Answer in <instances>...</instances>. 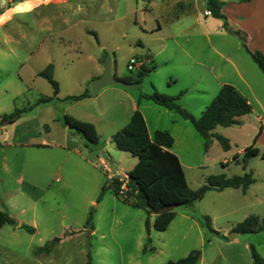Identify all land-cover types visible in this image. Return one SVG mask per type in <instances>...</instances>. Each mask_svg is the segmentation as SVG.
<instances>
[{
    "label": "rangeland",
    "instance_id": "obj_1",
    "mask_svg": "<svg viewBox=\"0 0 264 264\" xmlns=\"http://www.w3.org/2000/svg\"><path fill=\"white\" fill-rule=\"evenodd\" d=\"M135 2L136 0H0V114L6 116L5 114L12 113L10 118H1H16L33 109L37 113L36 120H27L19 125L17 138L26 140L34 135L30 132L34 122L45 120L49 127L53 125L51 116L44 110L48 106L41 104L43 106L36 108L33 105L35 92L44 97L51 87L43 78H36L35 81L31 78V71L37 65V57L34 55L38 51L57 58L66 51V55H70V69L76 78L67 79V82L62 80L64 92L69 90L77 94L80 85L74 82H81V76L92 70L95 58L103 56L104 59L111 58L113 68L120 76L135 77L133 75L136 70L127 68L133 52L128 47V42L141 30L140 24L149 28L157 26L158 22L164 23L158 13L161 7L160 10L156 9L158 15L155 16V11H148L146 0L137 1V9L132 11L131 6ZM9 4H14L13 10L5 12ZM204 7L200 6L199 10L202 12ZM192 15L194 8L190 15L184 16L179 24L177 22V32L182 31ZM212 16L201 15L200 21L193 22L190 28V46L185 37L180 36L181 32L178 33V41L191 48L195 60L191 63L186 61V64L194 68L191 76H185V60L178 57L179 63L173 61L161 65L155 75L142 77L140 84L149 93L155 90L179 96L183 91L177 103L195 117L200 115L217 94L223 78L231 82L237 81L234 69L240 66L246 80L253 85L254 93L264 102L263 72L247 55L236 35L229 31L218 32L221 19ZM87 29L93 31L96 37L92 32H87ZM166 31L165 27L162 32L153 35L151 40L155 41L156 37H161ZM246 40L251 50H261L256 37L246 36ZM102 44H106V49L100 48ZM116 45L119 46L114 49L113 55L110 48H115ZM79 50L82 52L77 60L73 53ZM102 63L103 61L101 65ZM249 64L253 67L252 70H245ZM170 72L177 78V82L172 80L168 85ZM65 74L64 67L59 64L56 76L62 79ZM258 75L262 80H258ZM65 84L68 86L65 87ZM109 87L105 86L93 94L92 108L102 109L107 103V114L114 117L116 112L110 107ZM240 88L243 92L248 91L244 86ZM249 98L255 106L254 99ZM17 110L20 112L16 113ZM162 121L171 126L165 117ZM164 122L160 124L163 125ZM258 124L260 123L252 112L242 127L216 126L213 133L221 134L228 140L227 134L234 138L232 145L229 141L231 149L228 150H224L213 135L206 148L205 138L191 124L188 134L180 131V128L178 132L173 129V150L182 160L190 188H198L206 182L208 176L219 173L231 176L248 171L252 172L256 181L246 193L227 187L223 188L225 190L209 189L192 205L176 206V218L163 231L150 227L147 232L144 225L147 212L126 204L122 196L113 192V184L106 174L128 172L131 156L117 149L112 142L103 147L107 143V136L113 132L110 126L100 125L99 144L91 146V153L89 148L85 150L92 154L91 160L94 161L95 168L84 162L83 166L86 168L73 167L68 173L64 167L60 170L56 168L58 160L55 158L48 165L41 166L40 162L41 167L35 168L34 174V169L31 168L33 163L27 157L26 167L23 168L24 177L27 181L29 176L36 178L35 186L14 181L16 174L21 171L18 161L22 157L10 153L8 148L1 150V155L2 152L7 153L9 158L6 161L9 162V172L7 175L3 174L0 161V207L15 217L17 224L5 223L0 228V264H86L88 255L91 264H164L168 260L187 255L192 249L201 250L197 264H252V248L264 256V230L249 233L236 231V236H230L235 232L233 228L236 224L247 215L264 217V157L252 156L243 166L242 155L236 154L239 147L253 143ZM174 127L178 126L174 125L172 128ZM43 132L44 129L41 134ZM255 146L263 151L261 145ZM234 155H237L241 163L234 160ZM102 186L105 189L98 198ZM184 212L189 213L196 222L179 216ZM90 215L91 221L87 222ZM204 215L209 216L214 229L225 233L224 237L218 238L217 234L207 228L203 222ZM150 220L152 221V216ZM21 224L35 229L30 232ZM91 228H94L93 232ZM54 237L59 240L51 242ZM147 238H150V243H147ZM146 243L147 247L153 246L155 249L144 251ZM45 245L50 246L38 251Z\"/></svg>",
    "mask_w": 264,
    "mask_h": 264
},
{
    "label": "crops",
    "instance_id": "obj_2",
    "mask_svg": "<svg viewBox=\"0 0 264 264\" xmlns=\"http://www.w3.org/2000/svg\"><path fill=\"white\" fill-rule=\"evenodd\" d=\"M137 1L139 0H136L135 2L136 5L135 3L134 4L132 3V6H131L132 11L137 9V4H138ZM146 1H147L146 7L148 8V11L149 12L155 11V16L158 15L156 13V9L161 7V10L160 8L158 9L160 10L158 13H160L161 18L163 19L164 23H162L161 21L157 23V26L149 27V28H145L139 23L141 30L133 38H131V40L128 42V47H131L133 50L132 56L141 58L144 62V66L149 68L148 72L143 77L145 76L149 77L152 74L155 75L159 71L161 65H167L168 63H172L173 61H176L179 63L178 57H180L182 61L185 60V66H186L184 70L185 76H191V74L194 71V68H192L190 64H186V61H188L189 63L195 62L193 55L191 53V48L188 47L190 46L189 45L190 36L192 33L190 31V28L192 27V24L200 21L199 19L201 15H204L205 17H208L211 15V12L207 8L206 0H146ZM221 1H222V6H221L220 11L224 15V19L220 17H216L218 19H221L220 28L218 32L220 33L225 32V31L230 32L229 29L224 28L223 22L224 20H226L227 25L230 29L238 30L241 33V35H243V37L245 38L246 44H247L246 36L248 38L256 37V39L260 43V46L258 48L261 49L263 52L261 50L259 51H261L264 54V0H221ZM13 6L14 4L7 5L5 12H7V10L9 9L10 11H12ZM200 6H205L202 12L199 10ZM176 7H177V10H174ZM193 8H194V15L188 18V21H186L187 25L183 26V28L181 29L182 31H180L181 33L177 32L176 30L177 22L179 24V21L184 16H186L187 14L190 15L191 10ZM0 9H1V5H0ZM205 10H208L209 13L205 14L204 12ZM1 13L2 12H0V18L2 15ZM0 24H1V21H0ZM165 27L167 28L166 33L162 34L161 37H156L155 41H152L151 37L155 34H159V32H162ZM87 32H92V34L94 35V32L91 30L89 31L87 29ZM178 33H180V36L182 38L185 37V40H186V43H188L187 44L188 46H184L182 43L178 41V36H179ZM206 33L208 34V31ZM231 33L236 35L239 38L240 44H241L240 37L233 32ZM94 37L96 36L94 35ZM76 46L80 49L78 45ZM118 46L119 45H116L114 46L115 48L113 47L110 48L113 55L115 53L114 49H117ZM106 47H107L106 44L100 45L101 49H106ZM81 52L82 50H79V52L73 53L75 54L74 57H76L77 60L80 59ZM66 53L67 51L65 53H62V55H60V58L52 56L49 53L48 54L40 53V51H38L34 55L37 57L35 58L37 65L31 71L32 80L35 81L36 78L45 79L44 77L38 75V72L42 70L49 63H51L53 66L54 79L58 80L57 83H58L59 89L56 94H54L52 86L45 92L46 94L44 97H52L50 100L41 101V99L44 97L39 96L40 95L39 92H35L36 94L34 95L35 99L33 102L34 103L33 105L36 106V108H40L41 106H43L41 104H45L46 106H48V107H45L44 110L46 113H48L51 116L50 121H52L53 125L49 127V125L45 122V120L42 122H34L32 124L33 127L30 128V132H32L34 135H32L29 139H26V140L17 138L16 135H17L18 127L22 122H25L27 120H36L37 113L34 112V109L31 110L30 112H26V113L23 112V114L18 116L15 119V121L11 123L0 124V161H2V168L4 170V173H3L4 175H7V173L9 172L8 171L9 162H6L7 160H9V158L7 156V153L2 152L3 154L1 155V150L4 151V149L6 148L10 150L9 151L10 153H14L15 155L18 154L19 156L22 157V159L19 158V161H18L21 171H19L18 174H16L15 179H14V181L19 184L27 183L30 186L31 185L35 186L34 184H35L36 178H31L29 176V180L27 181L25 180V177H24V169H25L24 167H26L25 159L27 157H29V159L31 160V163H33L31 168L34 169L33 170L34 174L36 173L35 168H38L40 166V162L42 163L41 166H44L45 164L48 165V164L53 163L55 158H57L58 160L56 168L60 170V168L64 167L65 170H68V173L70 172L69 169L70 168L72 169L73 167L74 168L80 167L82 169L86 168L83 166L84 162L90 165L91 167L95 168V164L93 163L94 161L91 160L92 154L86 153L85 151L87 148H89V151L91 153L92 152L90 149L91 147H88L85 144L84 140L80 137L79 134L72 132L69 129V127L66 124H64L62 116L65 113H67L77 119L89 121L95 125L97 133L99 132L100 125L103 124V126L104 125L110 126L112 128L111 131L113 132H111V134L107 136V140H106L107 143L103 146V147H106L108 146L109 143L112 142L111 141L112 134L115 133L120 128H122L129 121L130 116L135 109H138L143 115V118L147 126V130L150 136H152L153 132L158 129L166 130L171 134V136L173 137V144L170 147V150L173 151L178 156L181 162V165H182V160L179 154L173 150V145L175 142L174 130H177L178 132V128H180V131L186 132L187 134L190 133V130H191L190 126L192 125V123L189 120L180 116L179 113H177L174 109L166 108L162 105H159L153 102L150 99L141 97L140 96L141 93H149V91L146 90L144 86L140 85L141 81L138 84H134V86L130 88L118 86V85H108L110 87L107 90H109L108 92L111 94L110 107L114 109V111L116 112V115L114 117H109V115L107 114V108L109 107L107 106V103L104 104L102 109L92 108V102L94 101L92 100L93 94L91 93L90 88L87 86L89 85V80L91 78L97 77L101 75V73L103 72V67L101 65V62L103 61L104 56L103 58L101 57L95 58V63L93 65L92 70L84 73L81 76L83 77L81 82L79 83L74 82L80 85V90L78 91L77 94L83 92L86 88H88L89 94L77 100L66 99L65 98L66 96L72 95L73 93H71V91L69 90L68 92H64V90H62V84H61L62 80L66 81L67 79L73 80L76 78L74 77V72L71 71L70 69L69 63L70 61H72L70 59V55H66ZM247 55L250 56L249 53H247ZM110 61H111V68H112L113 73L117 77H125V76H120L117 70L113 68L111 58H110ZM59 64L60 65L62 64L65 70V73H66L65 75H62V79L56 76V70ZM180 65L182 66V64ZM248 66L249 67L245 68V70L248 69L249 71L250 68L252 70L253 67L250 66V64ZM212 69H214L213 65H212ZM234 71H235V76H236L235 78L237 79L238 84L236 83L237 81L231 82L230 80L223 78L222 82H220L221 84L219 85L221 87L223 83L232 84L251 104V112L244 114L242 116H239L238 119L240 120V123L234 124L231 126H239V127L241 126L242 127L244 125V122L248 119V116L252 112H254L255 119L258 120V123H260L258 124L259 125L258 129L261 127V130L254 142V145H261L264 151V102H262L259 96L254 93L253 85H251L246 80V77L244 76L243 68L241 66L236 67ZM221 73L222 72H220V75ZM169 75H170V81L168 82V85L171 84L172 80L173 82H177V78H175L173 73ZM257 78L260 81L262 77L258 75ZM39 80H42V79H39ZM64 86L67 87L68 85L65 84ZM241 86L246 87L248 91L246 90L247 92H243V90H241L240 88ZM246 93H250V94H246ZM180 95H183V91L180 93ZM180 95L178 96L177 101L179 100ZM249 97H252L254 99V102L256 103L255 106ZM30 109L32 108L30 107ZM172 111L176 112L178 115H175V113H172ZM5 115L6 116H1L0 114V118L1 117H6V118L12 117L11 112ZM164 117L165 119L170 121L171 126H169L170 124H167L166 122L162 121L164 120ZM162 122H164L163 125L160 124ZM174 125H177L178 127L172 128ZM42 129H44L45 132L41 134ZM227 137L229 138V141L231 142V145H232L233 141H235L234 138H232L231 136H228V134H227ZM32 139H37V140H32ZM99 140H100V137H99ZM244 147L245 146L239 147L236 154L242 155ZM256 147L259 149V153L257 155H261L263 151H261V148H259L258 146ZM129 156H131L130 157L131 159H129L130 166L128 168V171L131 170L134 164L136 163V157L132 156L131 154ZM235 161L237 163H241V162L243 163V161L239 162V158H237ZM245 163H243V166ZM183 170H184V167H183ZM112 171H115V170H112ZM120 173H128V172L115 171L114 174L107 172L106 175L110 178L109 182H112V178H116L114 177L115 174H120ZM28 175H29V172H28ZM250 186L251 184L247 187L245 191H242L240 187H237V188L227 187V188H233V189H238V190L240 189L241 193H246ZM175 216L170 221V223L176 218ZM179 216H182L185 219H190L196 222L195 219L191 217L189 213L187 212L181 213L179 214ZM93 231H94V228H91V232ZM217 231L220 232V234L217 235L218 238H220L221 236L222 237L225 236V233L221 232L222 230L217 229Z\"/></svg>",
    "mask_w": 264,
    "mask_h": 264
},
{
    "label": "trees",
    "instance_id": "obj_3",
    "mask_svg": "<svg viewBox=\"0 0 264 264\" xmlns=\"http://www.w3.org/2000/svg\"><path fill=\"white\" fill-rule=\"evenodd\" d=\"M207 8L214 17L224 19V15L220 9L222 6L221 0H206ZM224 28L230 32L237 34L241 39V44L259 69L264 74V54L259 50H250L246 44L245 38L238 30L230 29L226 20L223 22ZM149 68L142 66L135 77L125 76L119 77L124 81L134 82L138 84L141 78L148 72ZM38 75L44 77L52 86L54 94L58 92V83L53 77V66L51 63L46 65L38 72ZM89 94L88 88L79 94L68 95L66 99H80ZM141 97L152 100L153 102L162 105L169 109H174L180 116L189 120L197 132L205 138V147L207 148L210 141V136L213 135L224 150H228L229 140L221 134L213 133L212 130L220 126H231L239 124V116L251 112V104L248 100L230 83H223L209 104L205 106L198 117H195L179 103L178 96H171L152 91L151 93H141ZM52 97L42 98L41 101H48ZM20 112L17 110L16 113ZM64 124L69 129L80 135L88 147L99 143V134L89 121L80 120L70 114L65 113L62 116ZM261 130L258 129L254 135L253 143L244 147L242 152V161L245 163L248 158L259 153V149L254 145V142ZM111 141L116 148L128 152L136 157V163L131 170L128 171L129 186L131 190L127 191V196H122L118 192L119 182L117 178H112L113 192L116 195L122 196V200L133 207L142 208L147 212L144 225L149 231L150 227L155 230L163 231L167 228L170 221L175 216L174 208L161 214H152L151 209L157 210L161 206L175 204L192 205L195 201L200 200L204 193L209 189L221 190L225 187H240L245 191L247 187L255 182V177L252 172L244 171L241 174H233L226 176L219 173L208 176L205 183L196 189L189 187L181 162L178 156L170 150L173 144V137L166 130H155L152 136L149 135L143 115L138 109H135L129 121L111 136ZM264 157V151L261 154ZM237 159V155H234ZM105 186H102L99 197H101ZM153 216L152 221L150 217ZM91 221V215L87 222ZM203 222L207 228L213 233L219 235V231L211 226L210 218L207 215L203 216ZM17 224L15 217L7 211L0 208V228L5 224ZM26 230L33 232L34 227L27 224H21ZM233 230L237 232H257L264 230V217L260 218L256 214L247 215L242 221L238 222ZM58 237H54L51 242L58 241ZM147 243H150V238H147ZM144 245L143 250L149 249L153 251V246L147 247ZM52 244V243H51ZM50 245L40 247L48 249ZM252 264H264V256L259 254L254 248L251 249ZM201 257L200 249H192L187 255L176 260H168L164 264H197ZM86 264H91L90 256Z\"/></svg>",
    "mask_w": 264,
    "mask_h": 264
},
{
    "label": "water",
    "instance_id": "obj_4",
    "mask_svg": "<svg viewBox=\"0 0 264 264\" xmlns=\"http://www.w3.org/2000/svg\"><path fill=\"white\" fill-rule=\"evenodd\" d=\"M102 67H103V72L101 73V75L94 77L89 81V88L92 94H96L101 88L108 86V85H118V86H123L127 88L134 86L135 84L134 82L124 81L123 79L117 77L113 73L112 68H111V61L109 58H105L103 60ZM16 118H12V119L0 118V124L11 123L15 121ZM174 207H176L175 204L164 205V206H161L157 210L151 209V213L161 214L163 212L173 209ZM236 233H237L236 231L233 232L230 238H233L236 235Z\"/></svg>",
    "mask_w": 264,
    "mask_h": 264
},
{
    "label": "built area",
    "instance_id": "obj_5",
    "mask_svg": "<svg viewBox=\"0 0 264 264\" xmlns=\"http://www.w3.org/2000/svg\"><path fill=\"white\" fill-rule=\"evenodd\" d=\"M205 14L209 13L208 10L204 11ZM144 65V62L139 57H131L127 63L128 70L135 69L136 72ZM136 75V74H135ZM133 75V76H135ZM115 177L117 178L119 182L118 192L122 196H127V191L131 190V186H129V175L128 173H120L115 174Z\"/></svg>",
    "mask_w": 264,
    "mask_h": 264
}]
</instances>
